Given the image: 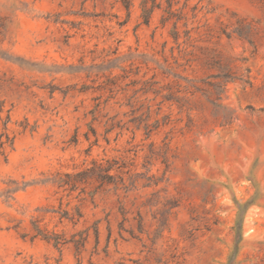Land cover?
Masks as SVG:
<instances>
[{
	"label": "rangeland",
	"instance_id": "1",
	"mask_svg": "<svg viewBox=\"0 0 264 264\" xmlns=\"http://www.w3.org/2000/svg\"><path fill=\"white\" fill-rule=\"evenodd\" d=\"M0 264H264V0H0Z\"/></svg>",
	"mask_w": 264,
	"mask_h": 264
},
{
	"label": "trees",
	"instance_id": "2",
	"mask_svg": "<svg viewBox=\"0 0 264 264\" xmlns=\"http://www.w3.org/2000/svg\"><path fill=\"white\" fill-rule=\"evenodd\" d=\"M145 21L147 22L148 21V15L146 16V18H145ZM108 177H110V176H108ZM104 181V180H103ZM96 233V232H95ZM37 236H39V237H41L43 240H45V241H48V242H53L54 243V246H57V245H59V237L58 236H47V235H44V234H42L41 232H37V234H36ZM80 247H82V244H81V246Z\"/></svg>",
	"mask_w": 264,
	"mask_h": 264
}]
</instances>
